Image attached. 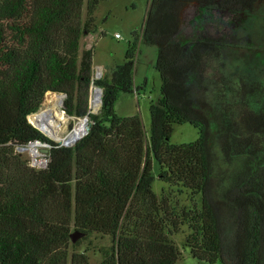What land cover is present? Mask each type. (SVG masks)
Wrapping results in <instances>:
<instances>
[{
  "label": "trees",
  "instance_id": "1",
  "mask_svg": "<svg viewBox=\"0 0 264 264\" xmlns=\"http://www.w3.org/2000/svg\"><path fill=\"white\" fill-rule=\"evenodd\" d=\"M108 1L0 0V264H92L90 251L98 264H179L174 238L185 227L184 246L202 264H264V83L225 73L228 52L241 49L233 28L207 16L192 24L201 10L231 20L264 0H150L124 63L93 81L94 50L82 40L99 30ZM143 46L158 49L161 79L149 135L140 115L116 110L139 91ZM93 86L103 91L96 114ZM48 95L65 96L74 123L89 118L75 146L30 122ZM177 125L198 140L172 144ZM38 141L52 146L43 170L16 152ZM214 148L225 166L218 175ZM156 163L160 183L198 197L192 208L155 191ZM73 234L84 237L74 243ZM98 236L110 245L96 246Z\"/></svg>",
  "mask_w": 264,
  "mask_h": 264
},
{
  "label": "rangeland",
  "instance_id": "2",
  "mask_svg": "<svg viewBox=\"0 0 264 264\" xmlns=\"http://www.w3.org/2000/svg\"><path fill=\"white\" fill-rule=\"evenodd\" d=\"M129 1H134V5H128ZM147 4L148 0L116 1V13L120 15V20H117L114 23L124 39L117 40L108 35L104 41L100 42L98 52H96L95 56V64H105L108 62L110 60L111 52H115L116 56L114 59L117 63H119L118 61L124 60L125 51L131 39L130 35L128 34V29H131L133 26L138 28L142 27L146 17ZM205 16L208 18L206 21L211 24H217L219 28H222V30H225L226 28H233L236 32V35L242 40L240 45L241 49H231L228 52L224 63L225 73L231 78H235L239 75H246L264 83V4L257 7L252 12L246 13L239 18H234L231 20H225L223 17L213 15L209 10H201L195 17V22L192 23L193 27L195 26V30L202 27L201 25L203 24V17ZM141 56L142 54L138 57L139 61L136 71V82L141 84L144 79L147 78V84L144 86L143 82L141 86H136L139 88V91L136 93V95H123L116 105V110L122 117L133 116L137 114L140 115L149 135L151 130L150 106L152 103L157 101L158 96L157 89L155 87L158 86L160 76L159 73L153 68V49L146 46L144 54L142 57ZM94 69H96V67ZM94 91L95 90L92 89L90 109L96 114L99 112L101 107L95 110L93 104ZM58 101V96L48 95L45 106L42 108L39 114L51 109L53 106L57 110L63 111V106L60 105V102L58 104ZM63 115L65 120L59 123L61 131L59 136L62 140L72 133L74 129L83 121L82 120L74 123L72 118L68 117L66 114ZM72 124L73 127L71 126ZM86 125L87 127L89 126V121L86 122ZM198 138V131L191 125H177L175 126L171 143L175 145L188 144L198 140ZM51 140L59 144H62L63 142L62 140L59 141L56 138H51ZM75 145L76 144L71 145L70 147ZM22 155L25 158H29L30 153L26 152ZM213 169L216 175H218L222 169H225L221 154L217 148L213 149ZM159 172L160 167L156 163L154 170V174L157 179L154 185L155 191L158 194H161L162 190H165L171 193L172 196L180 202L182 207H185L186 209L192 208L198 197H195V195H193L191 192L182 188H172L160 183L158 181ZM188 233L189 230L187 227H185L184 231L174 238L182 252V258L179 264H202L195 257H193L190 249L184 246V241ZM91 240L98 247L110 245V239L108 238L102 239L98 236L91 237ZM88 243L89 242H85V244L82 245L81 251H85L88 248ZM89 256L91 258L92 264H98L102 259L97 251H90ZM216 264L221 263L217 262Z\"/></svg>",
  "mask_w": 264,
  "mask_h": 264
},
{
  "label": "crops",
  "instance_id": "3",
  "mask_svg": "<svg viewBox=\"0 0 264 264\" xmlns=\"http://www.w3.org/2000/svg\"><path fill=\"white\" fill-rule=\"evenodd\" d=\"M116 1H118V0H109L108 2L102 3L100 5V7L97 11V14H96L97 26L99 27V30L96 33H93V34L86 36L82 40V50H89V49L94 50V61H93L94 68L95 67L101 68L102 70H104L105 74H109L110 70L112 68L123 64L125 61V58H124L123 61H118L119 63H117L116 60L114 59V57L116 56L115 52H111L110 53V60L108 62H106L105 64H95V56H96V52H98V47L100 45V42L104 41L108 37V35L115 38L114 37L115 34H120V32L118 31L119 29L116 27V25L114 23L115 21L120 20V15H118L116 13V11H117ZM149 4H150V0H148L147 11L149 8ZM128 5L133 6L134 1H129ZM147 11H146V13H147ZM144 22H145V19H144ZM144 22H143V25H144ZM143 25H142V27H143ZM141 28L133 26L131 29H128V34L131 37L133 32L140 30ZM145 47L146 46L142 47V56L144 54ZM151 48L153 49V52H154L153 68L155 69L157 57H158V49L156 47H151ZM127 49H128V46L126 48L125 55H126ZM146 79H144V81H143L144 83L142 82L144 86L147 84ZM136 81H137V72L135 75V86H141L142 85V83L138 84ZM149 81H150V79H149ZM150 82H149V84H150ZM155 88L157 89V96H158L157 100H158L160 98V89H161V79L160 78H159L158 86ZM156 102H154V103H156Z\"/></svg>",
  "mask_w": 264,
  "mask_h": 264
},
{
  "label": "bare ground",
  "instance_id": "4",
  "mask_svg": "<svg viewBox=\"0 0 264 264\" xmlns=\"http://www.w3.org/2000/svg\"><path fill=\"white\" fill-rule=\"evenodd\" d=\"M101 97H102L101 91L99 90L94 91L93 104H94L95 110L101 107ZM58 100H59L58 101V104H59L60 98H58ZM64 120H65V117L63 113L57 110L54 106L51 109L44 111L35 117L30 118V121L33 124H35V126L40 128L42 132L46 133L47 135L53 136L59 141L62 140L59 136L61 132L59 123H61V121H64ZM86 133H87L86 121H82L74 129V131L68 136V138L62 141H65V143L72 145L76 141L84 137ZM32 152L35 153L36 150L32 149Z\"/></svg>",
  "mask_w": 264,
  "mask_h": 264
},
{
  "label": "built area",
  "instance_id": "5",
  "mask_svg": "<svg viewBox=\"0 0 264 264\" xmlns=\"http://www.w3.org/2000/svg\"><path fill=\"white\" fill-rule=\"evenodd\" d=\"M115 39L117 40H123L124 38L122 37L121 34H115ZM105 75V72L104 70H102L101 68H96L94 69V73H93V81H98L100 79L103 78V76ZM93 90L97 91L100 89L97 87V86H93ZM57 96V95H55ZM58 98H60V105L63 106V102H64V99H65V96H58ZM62 112V111H60ZM94 114V112H93ZM36 115H34L33 117H35ZM85 120V119H84ZM83 120V121H84ZM89 121V120H88ZM31 122V121H30ZM32 123V122H31ZM33 124V123H32ZM35 126V124H33ZM90 126V125H89ZM37 127V126H36ZM40 129V128H39ZM46 134V133H45ZM71 134V133H70ZM69 134V135H70ZM68 135V136H69ZM46 136L50 138L49 135L46 134ZM68 136L65 138L67 139ZM86 136V135H85ZM53 137V136H52ZM54 138V137H53ZM83 138V137H82ZM81 138V139H82ZM80 139V140H81ZM64 140V139H63ZM80 140L76 141L74 144H77ZM65 141L62 142V144L60 143L61 146H64V147H70V146H65L64 145ZM72 144V145H74ZM32 149H35L36 152L33 153L32 152ZM45 149H48L49 150V153H44L42 150H45ZM52 149V146L47 144V143H43V142H35V143H32L30 145H28L27 147H18L16 149V152L19 153V154H24L26 152H29L30 155H29V161H30V165L32 168H35V169H38V170H43V169H46L48 168L49 166V163H50V150Z\"/></svg>",
  "mask_w": 264,
  "mask_h": 264
},
{
  "label": "water",
  "instance_id": "6",
  "mask_svg": "<svg viewBox=\"0 0 264 264\" xmlns=\"http://www.w3.org/2000/svg\"><path fill=\"white\" fill-rule=\"evenodd\" d=\"M100 89V88H99ZM100 91H101V94H103V91H102V89H100ZM101 106H102V97H101ZM92 112V111H91ZM62 113L63 114H66L64 111H62ZM93 113V112H92ZM41 114V113H40ZM95 114V113H94ZM37 115H39V113L38 114H36V116ZM89 120V118H86L84 121H88ZM89 130H90V126H88L87 127V133L85 134V135H87L88 134V132H89ZM51 138H53L51 135H49ZM64 145L65 146H70V144H67V143H64ZM44 153H49V150L48 149H45V150H42ZM82 237H84V235L83 234H73L72 235V239H73V242L74 243H76L80 238H82Z\"/></svg>",
  "mask_w": 264,
  "mask_h": 264
}]
</instances>
